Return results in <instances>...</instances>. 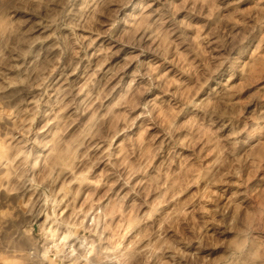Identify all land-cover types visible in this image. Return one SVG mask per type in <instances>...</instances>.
Wrapping results in <instances>:
<instances>
[{
	"label": "clouds",
	"instance_id": "clouds-1",
	"mask_svg": "<svg viewBox=\"0 0 264 264\" xmlns=\"http://www.w3.org/2000/svg\"><path fill=\"white\" fill-rule=\"evenodd\" d=\"M0 264H264V0H0Z\"/></svg>",
	"mask_w": 264,
	"mask_h": 264
}]
</instances>
